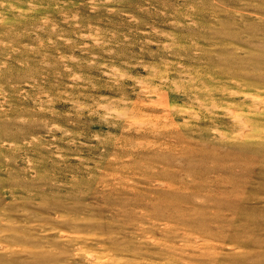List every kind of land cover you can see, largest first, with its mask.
I'll list each match as a JSON object with an SVG mask.
<instances>
[{"label": "rangeland", "instance_id": "374dc122", "mask_svg": "<svg viewBox=\"0 0 264 264\" xmlns=\"http://www.w3.org/2000/svg\"><path fill=\"white\" fill-rule=\"evenodd\" d=\"M0 264H264V0H0Z\"/></svg>", "mask_w": 264, "mask_h": 264}, {"label": "bare ground", "instance_id": "6f19581e", "mask_svg": "<svg viewBox=\"0 0 264 264\" xmlns=\"http://www.w3.org/2000/svg\"><path fill=\"white\" fill-rule=\"evenodd\" d=\"M168 224V223H167ZM188 226V225H187ZM218 232V231H217ZM93 257V256H92Z\"/></svg>", "mask_w": 264, "mask_h": 264}]
</instances>
